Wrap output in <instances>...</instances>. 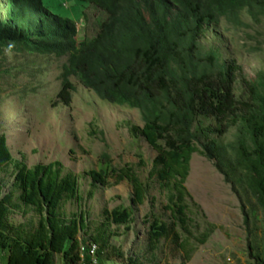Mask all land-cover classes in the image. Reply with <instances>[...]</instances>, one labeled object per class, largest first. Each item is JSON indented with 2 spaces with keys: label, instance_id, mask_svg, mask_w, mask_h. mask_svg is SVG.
Listing matches in <instances>:
<instances>
[{
  "label": "trees",
  "instance_id": "trees-1",
  "mask_svg": "<svg viewBox=\"0 0 264 264\" xmlns=\"http://www.w3.org/2000/svg\"><path fill=\"white\" fill-rule=\"evenodd\" d=\"M77 1L85 3L80 17L92 25L91 35L84 32L80 39L77 20L61 0H0V84L29 73L31 56L33 64L52 57L59 62L58 102H70L77 82L105 103L138 112L141 125L130 126V133L155 152L146 180L132 164L115 165L106 153L97 169L85 173L92 187L126 182L131 189L129 205L103 209L100 225L130 224L133 207L151 187L172 184L178 194L162 206L170 210L168 220L154 211L144 215V252L155 259L160 243L169 241L188 260L191 242L202 244L213 231L211 223L197 235L188 229L180 195L191 155L198 153L213 161L239 202L250 264H264V63L249 78L235 59L203 41L211 25L236 29L243 18L264 37V0ZM9 166L15 191L3 192L0 183L5 264H55L56 256L90 264V244L104 240L78 239L86 231L82 214L67 218L62 211L63 204L81 198L78 175L63 171L59 161L28 166L12 157L0 134V171ZM18 204L37 216L33 226L9 221ZM128 264L143 262L136 256Z\"/></svg>",
  "mask_w": 264,
  "mask_h": 264
},
{
  "label": "rangeland",
  "instance_id": "rangeland-1",
  "mask_svg": "<svg viewBox=\"0 0 264 264\" xmlns=\"http://www.w3.org/2000/svg\"><path fill=\"white\" fill-rule=\"evenodd\" d=\"M61 1L77 20V37L80 39L84 32L91 35V23L85 24L79 13L85 3ZM243 20L244 25L236 29L226 30L229 26L222 23L211 25L203 41L218 47L224 58L235 59L246 76L253 78L264 63V37L257 24ZM29 59L32 62L29 73L20 72L0 84V134L5 137L12 157L28 166L59 161L63 171L78 175L81 198L63 204L62 211L67 218L70 212L82 214L86 231L81 230L78 239L100 237L104 240L96 244L100 255L91 258L93 264H128L136 256L143 264H250L239 202L213 161L198 153L191 155L180 195L186 207L188 229L197 235L211 223L213 231L204 243L191 242L194 249L188 260L169 241L160 243L155 259L144 252L147 225L144 215L154 211L168 220L170 210L165 212L162 206L169 203L170 194H178L171 188L172 184L162 189L151 187L144 202L133 207L130 224L100 225L103 209L129 205L131 189L126 182L92 187L85 173L97 169L100 155L106 153L115 165L132 164L139 177L146 180L155 152L143 139L134 138L129 130L132 125H141L140 116L134 109L101 101L77 82L70 102H58L59 62L40 56L34 65L35 59L32 56ZM12 175L11 166L0 171L3 192L15 191L11 187ZM12 199L16 202L15 197ZM9 221L13 224L32 221L33 226L37 216L31 208L18 204L11 207ZM256 233L260 235L259 228ZM4 256L0 252V264H5ZM55 264L71 263L56 256Z\"/></svg>",
  "mask_w": 264,
  "mask_h": 264
},
{
  "label": "built area",
  "instance_id": "built-area-1",
  "mask_svg": "<svg viewBox=\"0 0 264 264\" xmlns=\"http://www.w3.org/2000/svg\"><path fill=\"white\" fill-rule=\"evenodd\" d=\"M83 250H84V247L82 246L80 251L82 252ZM96 250H97L96 244L91 243L90 248H89V254H90L91 258L95 255ZM90 264H93V262H91ZM94 264H95V262H94Z\"/></svg>",
  "mask_w": 264,
  "mask_h": 264
}]
</instances>
